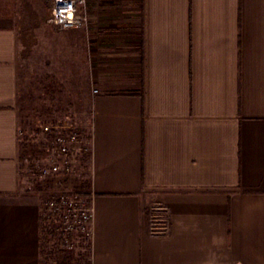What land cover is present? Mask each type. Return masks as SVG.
I'll use <instances>...</instances> for the list:
<instances>
[{
	"label": "crops",
	"instance_id": "0c3cea01",
	"mask_svg": "<svg viewBox=\"0 0 264 264\" xmlns=\"http://www.w3.org/2000/svg\"><path fill=\"white\" fill-rule=\"evenodd\" d=\"M0 0V264H42L18 158L20 32ZM90 264H264V0H88ZM166 215L152 228L148 213Z\"/></svg>",
	"mask_w": 264,
	"mask_h": 264
},
{
	"label": "rangeland",
	"instance_id": "374dc122",
	"mask_svg": "<svg viewBox=\"0 0 264 264\" xmlns=\"http://www.w3.org/2000/svg\"><path fill=\"white\" fill-rule=\"evenodd\" d=\"M48 11L40 24H27L28 31L20 32L18 55V158L20 173L28 190L41 202L54 195L68 192L81 198L91 197L87 190L90 180V151L83 143L90 139V97L86 90V73L82 67L80 37L72 29L59 30L48 21ZM77 132L85 140L72 144L68 152V170L45 174L41 170L57 158L50 146L56 134ZM152 228H165L166 215L148 213ZM57 233V232H56ZM42 236V264H90L91 245L78 233L71 235L74 244L66 249L59 234ZM92 244V243H91Z\"/></svg>",
	"mask_w": 264,
	"mask_h": 264
},
{
	"label": "built area",
	"instance_id": "2783aa9c",
	"mask_svg": "<svg viewBox=\"0 0 264 264\" xmlns=\"http://www.w3.org/2000/svg\"><path fill=\"white\" fill-rule=\"evenodd\" d=\"M88 0H51L48 21L59 30H66L85 25L87 17L84 8ZM85 140L77 132L56 134L50 140V146L57 156L48 167L42 168L45 174L58 173L62 167L68 170V152L72 144ZM84 151H90V139L83 144ZM45 212L41 216V227L44 233L59 234L61 244L66 249L74 244L71 235L78 233L88 247L93 237V204L92 197L81 198L76 193L63 192L49 197L45 201ZM57 232V233H56Z\"/></svg>",
	"mask_w": 264,
	"mask_h": 264
}]
</instances>
